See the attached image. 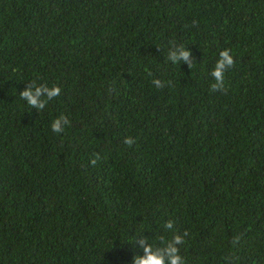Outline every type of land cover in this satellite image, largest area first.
Segmentation results:
<instances>
[{"label":"trees","instance_id":"1","mask_svg":"<svg viewBox=\"0 0 264 264\" xmlns=\"http://www.w3.org/2000/svg\"><path fill=\"white\" fill-rule=\"evenodd\" d=\"M176 235L183 264H264V0H0V264H135Z\"/></svg>","mask_w":264,"mask_h":264},{"label":"clouds","instance_id":"2","mask_svg":"<svg viewBox=\"0 0 264 264\" xmlns=\"http://www.w3.org/2000/svg\"><path fill=\"white\" fill-rule=\"evenodd\" d=\"M190 53L187 51H184L183 48H181L178 52V55L176 52H170L168 58L173 62L177 63L179 61H185L188 62V67L191 66V61H188ZM234 64V60L232 56L229 53V50H224L219 53V59L217 60L215 67L213 71L210 73V75L214 78L215 83L211 85L212 91H220L224 89V74L225 71L229 68H231ZM153 84L159 88L163 87V84L159 80H154ZM61 89L59 87H52L48 88L46 86L40 85H29V87L20 92V96L22 99H25L27 103L31 107H37L43 109L45 107V100L40 99L42 96H46L48 100H51L57 96L60 95ZM67 118L60 117L53 121L51 128L52 131L55 133H61L64 131L63 125L67 124ZM134 141L132 138H126L124 140V143L127 145H131ZM97 159H99V156L97 155L96 158L90 161L92 165H95L97 162ZM164 227L166 229H172L173 222L168 221ZM144 241H141L143 243ZM235 242V241H234ZM183 239L181 236L176 235L172 238L170 242L165 243V247L162 249H157L155 252H153L152 247H147L144 249L146 258L143 260H136L135 264H183V260L178 254V248L176 245L182 244ZM167 258V259H166Z\"/></svg>","mask_w":264,"mask_h":264}]
</instances>
